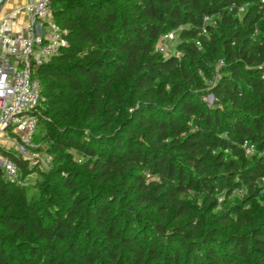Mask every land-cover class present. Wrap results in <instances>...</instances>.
Masks as SVG:
<instances>
[{
  "label": "trees",
  "instance_id": "obj_1",
  "mask_svg": "<svg viewBox=\"0 0 264 264\" xmlns=\"http://www.w3.org/2000/svg\"><path fill=\"white\" fill-rule=\"evenodd\" d=\"M50 8V163L0 172V264H264V0ZM174 31L180 56L155 52Z\"/></svg>",
  "mask_w": 264,
  "mask_h": 264
},
{
  "label": "built area",
  "instance_id": "obj_2",
  "mask_svg": "<svg viewBox=\"0 0 264 264\" xmlns=\"http://www.w3.org/2000/svg\"><path fill=\"white\" fill-rule=\"evenodd\" d=\"M50 1L24 0L23 10L28 15L25 33L1 41L5 46L13 43L19 48L10 61L0 58V149L5 143H9L10 133L18 136V143L12 154H3L0 151V172L11 182L20 181L19 167L13 157L30 162L35 157L32 153L36 146L33 137L37 127L36 116L39 113L37 107L41 99L35 69L48 63L67 44L63 29L53 21ZM206 20L209 18L206 17ZM174 39L177 40L175 31L161 34L155 45V52L166 57L180 56L175 48L173 53L167 49V43ZM196 44L201 47L199 42ZM219 63L222 64L221 61ZM262 78L264 79V73ZM211 101L210 96L208 102ZM49 163L50 159L46 157L45 168ZM233 192L239 196L244 194L243 189ZM218 201L221 202V197Z\"/></svg>",
  "mask_w": 264,
  "mask_h": 264
},
{
  "label": "crops",
  "instance_id": "obj_3",
  "mask_svg": "<svg viewBox=\"0 0 264 264\" xmlns=\"http://www.w3.org/2000/svg\"><path fill=\"white\" fill-rule=\"evenodd\" d=\"M24 0H3L0 3V58L11 60L18 52L16 44H2V39L25 33L27 12L23 10Z\"/></svg>",
  "mask_w": 264,
  "mask_h": 264
},
{
  "label": "rangeland",
  "instance_id": "obj_4",
  "mask_svg": "<svg viewBox=\"0 0 264 264\" xmlns=\"http://www.w3.org/2000/svg\"><path fill=\"white\" fill-rule=\"evenodd\" d=\"M176 41H170L167 43V49L170 53H173L174 48L176 46ZM37 111L40 112L41 109L37 107ZM35 142V148H33L32 153H34L35 157L31 160L32 164L38 163L40 167L43 169L46 166V157L47 155L42 152L44 141L39 139V137L34 141ZM18 143V136L14 133H10L9 135V143H5L3 149L7 150L10 154L13 152L14 146ZM19 178V177H18ZM34 179V175H30L25 177L22 182L30 183ZM236 195V194H235ZM220 196V195H219Z\"/></svg>",
  "mask_w": 264,
  "mask_h": 264
},
{
  "label": "water",
  "instance_id": "obj_5",
  "mask_svg": "<svg viewBox=\"0 0 264 264\" xmlns=\"http://www.w3.org/2000/svg\"><path fill=\"white\" fill-rule=\"evenodd\" d=\"M3 0H0V3L2 2Z\"/></svg>",
  "mask_w": 264,
  "mask_h": 264
}]
</instances>
